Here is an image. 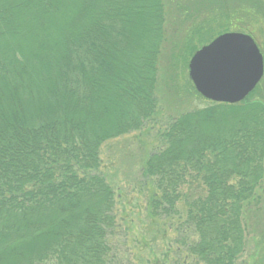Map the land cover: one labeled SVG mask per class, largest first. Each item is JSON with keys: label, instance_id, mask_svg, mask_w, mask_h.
Returning a JSON list of instances; mask_svg holds the SVG:
<instances>
[{"label": "trees", "instance_id": "1", "mask_svg": "<svg viewBox=\"0 0 264 264\" xmlns=\"http://www.w3.org/2000/svg\"><path fill=\"white\" fill-rule=\"evenodd\" d=\"M254 5L208 19L222 30L203 44L208 21L186 33L183 64L237 12L263 18L264 3ZM165 37L163 0H0V264L110 263L115 200L100 147L153 116ZM259 87L234 104L202 97L139 170L155 189L148 214H184L177 231L196 237L178 239L185 256L174 264H235L245 251V212L264 184ZM189 180L202 194L180 213Z\"/></svg>", "mask_w": 264, "mask_h": 264}, {"label": "rangeland", "instance_id": "2", "mask_svg": "<svg viewBox=\"0 0 264 264\" xmlns=\"http://www.w3.org/2000/svg\"><path fill=\"white\" fill-rule=\"evenodd\" d=\"M256 1L264 3V0H163L166 37L157 65L155 112L139 131L108 140L100 147L99 172L112 186L115 200V228L108 240L111 248L109 264H174L185 256L178 239L184 238L185 242L196 239L190 230L177 231L184 214L182 218L179 215L158 218L148 214L147 199L155 189L141 182L139 170L151 152L163 147L161 134L174 118L207 104L205 98L196 93L188 77V63L183 64L187 55L182 52L186 33L199 24L206 25L204 20L208 21V28L195 42L203 44L222 30V22H217L221 13L229 14L242 7L256 10ZM211 18L217 21L208 20ZM226 24L228 32L250 35L249 32L255 30L254 40L264 56V17L257 19L237 12L230 24ZM262 77L256 84L260 87L255 98L260 100L264 98V71ZM261 186L257 192L258 204L245 212V251L235 264H264V239L261 236L264 233V184ZM179 191L183 197L176 208L183 213L185 198L190 200L202 194V185L199 181L189 180ZM165 253L169 255L164 257Z\"/></svg>", "mask_w": 264, "mask_h": 264}, {"label": "water", "instance_id": "3", "mask_svg": "<svg viewBox=\"0 0 264 264\" xmlns=\"http://www.w3.org/2000/svg\"><path fill=\"white\" fill-rule=\"evenodd\" d=\"M188 77L203 98L219 103L242 101L263 76V56L253 38L224 32L189 58Z\"/></svg>", "mask_w": 264, "mask_h": 264}]
</instances>
